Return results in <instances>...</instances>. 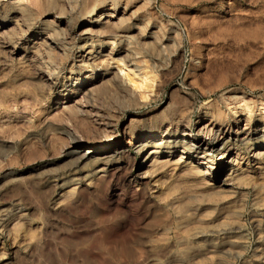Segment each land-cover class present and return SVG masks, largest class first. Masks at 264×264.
Masks as SVG:
<instances>
[{
    "label": "rangeland",
    "instance_id": "obj_1",
    "mask_svg": "<svg viewBox=\"0 0 264 264\" xmlns=\"http://www.w3.org/2000/svg\"><path fill=\"white\" fill-rule=\"evenodd\" d=\"M262 127L264 0H0V264H264Z\"/></svg>",
    "mask_w": 264,
    "mask_h": 264
},
{
    "label": "bare ground",
    "instance_id": "obj_2",
    "mask_svg": "<svg viewBox=\"0 0 264 264\" xmlns=\"http://www.w3.org/2000/svg\"><path fill=\"white\" fill-rule=\"evenodd\" d=\"M243 105H245V104H243ZM253 105H254V108H255V106H257V102L254 101L253 102ZM247 106H249V105H247ZM215 119L216 118L214 117V114L209 115V117L208 116H204V117H201L200 119H198V125L197 126H198V132H199V134H202V133L204 134L205 132L208 133V131H211L214 127H217V123L214 122ZM242 121H243V116H241L239 118L237 117V118L234 119V123L236 124L235 126H237V128H236V130L234 132H232L233 129L230 132V134H232L233 137L234 136H237V135H241V133L244 131L245 127L244 128H241V125H240L242 123ZM226 129H227V127H226ZM215 132H216L215 133L216 135H215V138H214L215 141L218 140V139H220V138H224L225 135L224 136H221L220 132H217V131H215ZM163 135L166 136L167 138L164 139V142L162 143V145H156L155 147H153L150 150V152L148 153V155L146 156V161H148L149 164H151L155 160V158L160 157V156L163 155V153L161 152V148L162 147H168L169 148L168 155H174V152H173L174 150L173 149H175L177 146H179L180 145V142L183 141V140H179V139L178 140H172L171 138H169V137H171V134L170 133H165ZM247 135L248 136L250 135V138H249V142L250 143H249V146H248V150H249V152L252 153V155H253L252 157H254L255 155H257L259 152H264V144L261 143V140L264 141V128L262 127V128H256L254 130L252 129L250 131V133H247ZM260 135H262V137H263L262 139H254V137L260 136ZM186 141H187V144H189V147H187V150H189V148H194L197 153H200L201 152V149L205 145L204 144L205 141H203L202 138H198L197 140H195L194 138L192 140L187 139ZM141 145L144 146V147H146L147 145H149V143L148 142H143V143H141ZM231 146H233L232 143H231V141H229V142H227V143L224 144V146L221 149V151H219V153H220L219 155L220 156L218 157V160L221 161V165L219 167H216L214 165H211V167H210L212 169L211 173H209V171H207L206 169H203V167H201V164H202L201 162H204V161H201L200 158L198 157V155H194L190 151L189 152L188 151H182L183 153L180 155V158L182 160L183 165H185V166H187L189 168L197 169L198 172L201 173V175H203L205 177H208L207 179H208V181L210 182V184L212 186H216L217 188H219V189H221L223 191H231V190H233L237 186L236 185L237 180H238V178H239V176L241 174V170L243 169L241 167V165H240V159H241L242 151L240 152L239 150H237L235 152V154H233L230 158L228 157V152L231 149ZM103 147H105V146L103 145ZM204 163H206V161ZM227 163H230L231 164V166L229 168L227 167ZM204 174H208V176H206ZM248 175H250V174H248ZM199 177L200 176H198V178ZM237 187H239V186H237ZM237 187H236V189H237ZM154 199H156V198H154Z\"/></svg>",
    "mask_w": 264,
    "mask_h": 264
}]
</instances>
